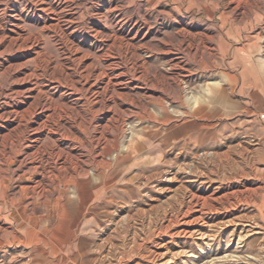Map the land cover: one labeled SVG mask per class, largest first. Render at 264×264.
<instances>
[{
    "label": "rangeland",
    "instance_id": "1",
    "mask_svg": "<svg viewBox=\"0 0 264 264\" xmlns=\"http://www.w3.org/2000/svg\"><path fill=\"white\" fill-rule=\"evenodd\" d=\"M236 56L264 0H0V264H264Z\"/></svg>",
    "mask_w": 264,
    "mask_h": 264
},
{
    "label": "crops",
    "instance_id": "2",
    "mask_svg": "<svg viewBox=\"0 0 264 264\" xmlns=\"http://www.w3.org/2000/svg\"><path fill=\"white\" fill-rule=\"evenodd\" d=\"M249 61L244 56H236L232 62L234 66H239L238 71H236L237 75L233 74L235 75L233 76L228 73L227 77L232 76L236 81L237 79L240 80L239 86L237 85L240 93L244 90L252 89V93H249L253 98L259 95L264 88V60L254 59ZM212 87V90L215 91L213 96H218L223 100L226 99L228 92L225 86L216 85ZM261 116L263 117V114Z\"/></svg>",
    "mask_w": 264,
    "mask_h": 264
}]
</instances>
